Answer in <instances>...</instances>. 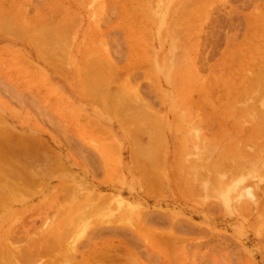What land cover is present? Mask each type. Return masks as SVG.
<instances>
[{
    "label": "rangeland",
    "instance_id": "obj_1",
    "mask_svg": "<svg viewBox=\"0 0 264 264\" xmlns=\"http://www.w3.org/2000/svg\"><path fill=\"white\" fill-rule=\"evenodd\" d=\"M242 1L0 0V264L60 232L76 264H264V0Z\"/></svg>",
    "mask_w": 264,
    "mask_h": 264
},
{
    "label": "bare ground",
    "instance_id": "obj_2",
    "mask_svg": "<svg viewBox=\"0 0 264 264\" xmlns=\"http://www.w3.org/2000/svg\"><path fill=\"white\" fill-rule=\"evenodd\" d=\"M251 1V0H250ZM156 2V1H155ZM241 2H243L241 0ZM246 2L248 3V1L246 0ZM245 3V4H247ZM244 4V5H245ZM198 5V3H197ZM220 16V15H219ZM218 19V18H217ZM220 19V17H219ZM222 19V18H221ZM218 23V22H217ZM234 24V23H233ZM223 26V25H222ZM64 27V26H63ZM232 28V27H231ZM55 30V29H54ZM54 32V31H53ZM215 32V31H214ZM55 33V32H54ZM228 33V32H227ZM215 34V33H214ZM178 36V35H177ZM199 36V35H198ZM217 36V35H215ZM46 38V37H45ZM52 38V37H51ZM63 38V39H62ZM61 39L64 40V37H62ZM198 38V37H196ZM47 40V39H46ZM202 40V39H201ZM58 41V40H57ZM56 41V42H57ZM204 41V40H203ZM206 41V40H205ZM204 41V42H205ZM208 41V40H207ZM207 44V43H206ZM204 45V44H203ZM211 45V44H210ZM203 47V46H202ZM205 47V46H204ZM210 47V46H209ZM215 47V46H214ZM220 47V46H219ZM205 53V52H204ZM93 61V60H92ZM57 62V61H56ZM203 62V61H202ZM206 62V61H205ZM58 65V64H57ZM100 65V64H99ZM97 66V65H96ZM106 66V65H105ZM98 67V66H97ZM96 67V68H97ZM90 68V67H88ZM95 68V67H93ZM106 69V68H105ZM104 69V70H105ZM116 69V68H115ZM97 70V69H96ZM263 70V69H262ZM91 71V70H90ZM95 71V70H94ZM108 71V69H107ZM110 71V70H109ZM108 71V72H109ZM196 71V70H195ZM93 72V71H92ZM257 72V71H256ZM103 74V73H102ZM260 75V74H259ZM257 76V75H256ZM262 76V75H260ZM255 78V77H254ZM258 79V78H257ZM262 78L258 79L261 80ZM107 80V79H106ZM255 81V80H254ZM263 81V80H262ZM104 84V83H103ZM261 84H263L261 82ZM250 85V84H249ZM251 86V85H250ZM250 89V87H248ZM247 88V89H248ZM251 90V89H250ZM90 91V90H89ZM262 91H263V88H262ZM94 92V91H92ZM258 92V91H257ZM263 94V93H262ZM94 95V94H93ZM92 97V96H91ZM97 97V96H96ZM263 97V96H262ZM244 98H247V97H244ZM243 98V99H244ZM111 99V98H110ZM249 99V98H247ZM256 99V98H255ZM262 99V98H260ZM259 99V100H260ZM247 101V100H246ZM113 103V102H111ZM246 103V102H245ZM257 103V102H255ZM260 103V102H259ZM125 104V103H124ZM119 105V103H118ZM126 107V106H124ZM126 109V108H125ZM122 111V110H121ZM120 111V112H121ZM124 112V111H123ZM263 112V111H262ZM124 115V114H123ZM125 116V115H124ZM264 117V116H263ZM258 119V118H257ZM261 119V118H260ZM264 119V118H263ZM262 130V129H261ZM139 140V139H138ZM149 142V141H148ZM152 145V144H151ZM147 148V147H146ZM144 149V148H143ZM146 150V149H145ZM21 154V153H20ZM260 164V163H259ZM254 170V169H253ZM13 172V171H12ZM3 173V172H2ZM4 174V173H3ZM245 174V173H244ZM250 174V173H249ZM2 175V174H1ZM26 175V174H25ZM246 175V174H245ZM22 176V175H21ZM13 177V176H12ZM1 178V177H0ZM21 178V177H20ZM2 180V179H1ZM21 181V180H20ZM32 181V180H31ZM29 186V185H28ZM23 188V187H22ZM15 189V188H14ZM16 191V190H15ZM249 191V190H248ZM4 195V194H3ZM7 198V197H6ZM96 207V206H95ZM98 207V206H97ZM96 207V208H97ZM69 210V209H68ZM64 212V211H63ZM60 215V214H59ZM83 225V224H82ZM60 230V229H59ZM40 231V230H39ZM66 232V231H65ZM64 232V234H65ZM52 235V234H51ZM54 236L51 238V237H48V238H45L44 236L43 237H40L39 239L36 240H33L35 242H30L28 243L26 246V248L24 249H16L15 252L13 251V264H22L23 262H27V263H32V264H61V262L59 261V259H63L65 262L66 260H70V263L72 262L73 264H76L77 262L75 261L76 260V255H75V248H67L68 245L65 244L66 246V249H68L67 251L61 253L62 249L64 251V245H63V239H61L63 237V232H60V234H53ZM56 237V238H55ZM17 239V238H16ZM31 239V238H30ZM54 239H57V242H54ZM25 240V239H24ZM17 241V240H16ZM14 242V241H13ZM21 242V241H19ZM50 242V243H49ZM16 244V243H15ZM115 248V247H114ZM108 249V248H107ZM54 250H59V252L55 255H53L54 253ZM70 250L72 251H75L74 253H70ZM106 250V249H105ZM115 250V249H114ZM116 251V250H115ZM108 252V251H107ZM119 252V251H118ZM1 253V252H0ZM103 253V251L101 252ZM105 254V253H104ZM9 255V254H8ZM62 255V256H60ZM7 256V254H6ZM0 258L2 259V262H3V256L1 255ZM11 258V257H9ZM7 258V259H4V260H7L6 262H8L10 259ZM117 258V256L115 257ZM9 259V260H8ZM107 259V258H106ZM39 261V262H38ZM105 261V260H103ZM76 262V263H75ZM121 262V260H120ZM2 264V263H1ZM118 264V263H117ZM123 264V263H121ZM125 264V263H124Z\"/></svg>",
    "mask_w": 264,
    "mask_h": 264
}]
</instances>
